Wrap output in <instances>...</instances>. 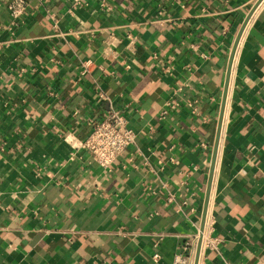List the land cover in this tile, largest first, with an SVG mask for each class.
Listing matches in <instances>:
<instances>
[{"label": "crops", "instance_id": "crops-1", "mask_svg": "<svg viewBox=\"0 0 264 264\" xmlns=\"http://www.w3.org/2000/svg\"><path fill=\"white\" fill-rule=\"evenodd\" d=\"M102 1L14 24L0 0V264H197L200 240L198 264H264V0L220 137L257 0ZM122 106L138 138L104 168L83 142Z\"/></svg>", "mask_w": 264, "mask_h": 264}, {"label": "built area", "instance_id": "built-area-1", "mask_svg": "<svg viewBox=\"0 0 264 264\" xmlns=\"http://www.w3.org/2000/svg\"><path fill=\"white\" fill-rule=\"evenodd\" d=\"M48 0H39L41 4ZM107 1L103 0L101 6L105 7ZM31 6V0H6V9L14 24L20 23ZM163 12L161 11L160 14ZM207 55H205L206 57ZM88 69L85 67L84 72ZM181 105L178 95L171 96L159 112V118L166 121L173 110ZM138 132L130 127V117L125 106L109 110L103 118H98L92 123V130L83 146L91 152L92 160L104 168H111L126 150L137 141ZM205 246L217 248L219 238L207 234ZM158 256V254L156 255ZM177 262H183L177 257Z\"/></svg>", "mask_w": 264, "mask_h": 264}, {"label": "water", "instance_id": "water-1", "mask_svg": "<svg viewBox=\"0 0 264 264\" xmlns=\"http://www.w3.org/2000/svg\"><path fill=\"white\" fill-rule=\"evenodd\" d=\"M263 0H257V2L255 3V5L251 8L250 12L248 13L246 19L244 20L241 29L238 33V36L235 40L233 49H232V53H231V58H230V62H229V66H228V74H227V80H226V85H225V90H224V95H223V103H222V111H221V118H220V128L218 131V136L220 137V133H221V126H222V121H223V114H224V110H225V105H226V100H227V93H228V89H229V79H230V74H231V68H232V64H233V59L235 56V52L237 49V46L240 42L241 36L243 34V31L248 23V21L250 20V18L252 17L253 13L255 12V10L257 9V7L259 6V4L262 2ZM218 143L219 141L217 140L216 144H215V152H214V159H213V164L212 167L214 168L215 166V161H216V155H217V150H218ZM213 168L211 171V176H210V180H209V187H208V192H207V198H206V205H205V209H204V220H203V225H202V232L204 231L205 228V219L207 216V209H208V203H209V197H210V192H211V186H212V181H213ZM202 238V236H201ZM201 242L202 240H200L199 246H198V250H197V257H196V263L198 264L199 261V255H200V251H201Z\"/></svg>", "mask_w": 264, "mask_h": 264}]
</instances>
